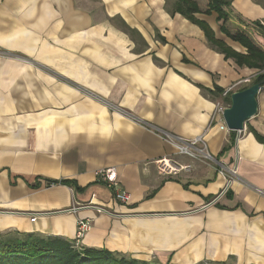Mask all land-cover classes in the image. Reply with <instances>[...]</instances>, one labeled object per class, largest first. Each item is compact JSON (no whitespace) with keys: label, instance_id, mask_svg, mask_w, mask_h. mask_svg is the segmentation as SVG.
Wrapping results in <instances>:
<instances>
[{"label":"crops","instance_id":"obj_1","mask_svg":"<svg viewBox=\"0 0 264 264\" xmlns=\"http://www.w3.org/2000/svg\"><path fill=\"white\" fill-rule=\"evenodd\" d=\"M192 1L215 38L244 53L215 13L202 14L207 0ZM228 1L225 28L264 50V0ZM174 2L0 0L1 235L73 242L87 220L79 248L159 264H264V86L240 137L220 130L216 105L227 108L225 92L249 87L256 71L170 15ZM168 137H201L216 164L178 154ZM217 166L237 173L224 193ZM106 168L127 204L99 180Z\"/></svg>","mask_w":264,"mask_h":264},{"label":"trees","instance_id":"obj_2","mask_svg":"<svg viewBox=\"0 0 264 264\" xmlns=\"http://www.w3.org/2000/svg\"><path fill=\"white\" fill-rule=\"evenodd\" d=\"M229 5L228 0H207V9L202 13H215L218 21H223L220 30L232 42L239 44L244 53L234 51L224 41L215 38L213 31L203 21L195 18L200 14L196 3L192 0H175L169 11L170 15L179 14L203 32L208 44L221 53L225 59H232L241 68L256 71L248 86L262 84L264 86V50L243 31L231 33L225 28L229 17L224 11ZM259 28V25H256ZM245 88H241L244 90ZM230 95H224L223 104L230 105ZM65 181L48 182L65 184ZM0 264H159L133 259L120 253L105 249L79 248L74 242L59 237H41L34 234L16 235L0 234Z\"/></svg>","mask_w":264,"mask_h":264},{"label":"built area","instance_id":"obj_3","mask_svg":"<svg viewBox=\"0 0 264 264\" xmlns=\"http://www.w3.org/2000/svg\"><path fill=\"white\" fill-rule=\"evenodd\" d=\"M249 80H245L243 83H247ZM229 91L225 92L228 93ZM224 94V95H225ZM226 107H224L221 104H217L214 114L212 115V121H216L217 124H219L220 130H223L227 133H233L237 137V139L241 135V131H230L227 129L224 120H223V111ZM168 140L170 143L176 148L178 154L185 155L189 158L192 159H198L205 161L206 163H215L214 159L207 153L206 151V146L204 142L202 141L201 137H198L194 140L191 141H185L182 142L180 139L176 138H169ZM168 169H171L170 165L168 163H160L159 164V170L162 173L167 172ZM216 172L218 175L222 176L226 180V185L223 190V193L227 191L228 186L236 179L237 173L234 168L229 169V168H224L222 166H217ZM98 178L99 180L111 191L113 199L119 203V204H127L129 202V195L127 192H125L122 187L120 186V183L118 181L117 177V172L114 168H106L102 169L98 172ZM259 194L262 192L260 190H256ZM77 209V208H76ZM73 209V210H76ZM97 213H103L106 212L103 208L100 207H94ZM35 219H31V222H33ZM75 235H74V240L73 242L75 243L76 246H78V243L80 240L84 237V235L90 230L91 225L90 221L87 220H80L77 221L76 226H75Z\"/></svg>","mask_w":264,"mask_h":264},{"label":"water","instance_id":"obj_4","mask_svg":"<svg viewBox=\"0 0 264 264\" xmlns=\"http://www.w3.org/2000/svg\"><path fill=\"white\" fill-rule=\"evenodd\" d=\"M262 89V84L258 83L230 95V105L222 115L228 130L243 131L244 124L257 114V95Z\"/></svg>","mask_w":264,"mask_h":264},{"label":"rangeland","instance_id":"obj_5","mask_svg":"<svg viewBox=\"0 0 264 264\" xmlns=\"http://www.w3.org/2000/svg\"><path fill=\"white\" fill-rule=\"evenodd\" d=\"M243 85H249V82H247V83H243ZM243 85H242V86H243Z\"/></svg>","mask_w":264,"mask_h":264}]
</instances>
